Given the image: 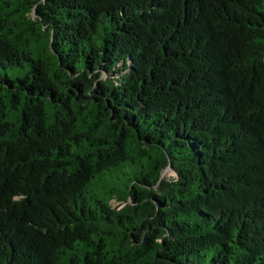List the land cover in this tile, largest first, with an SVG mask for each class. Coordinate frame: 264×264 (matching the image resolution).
<instances>
[{"label":"trees","instance_id":"obj_1","mask_svg":"<svg viewBox=\"0 0 264 264\" xmlns=\"http://www.w3.org/2000/svg\"><path fill=\"white\" fill-rule=\"evenodd\" d=\"M0 264H264V0H0Z\"/></svg>","mask_w":264,"mask_h":264},{"label":"rangeland","instance_id":"obj_2","mask_svg":"<svg viewBox=\"0 0 264 264\" xmlns=\"http://www.w3.org/2000/svg\"><path fill=\"white\" fill-rule=\"evenodd\" d=\"M172 175H174V173H173L172 170L166 171V172L164 173V176H167V177H171ZM114 205H116V204H114Z\"/></svg>","mask_w":264,"mask_h":264},{"label":"water","instance_id":"obj_3","mask_svg":"<svg viewBox=\"0 0 264 264\" xmlns=\"http://www.w3.org/2000/svg\"><path fill=\"white\" fill-rule=\"evenodd\" d=\"M169 170H172V171H173V169H172L171 166H169L167 169H165V170L163 171V176H164V173H165L166 171H169Z\"/></svg>","mask_w":264,"mask_h":264}]
</instances>
